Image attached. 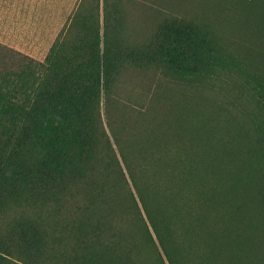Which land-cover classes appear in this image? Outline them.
<instances>
[{
	"label": "rangeland",
	"instance_id": "obj_1",
	"mask_svg": "<svg viewBox=\"0 0 264 264\" xmlns=\"http://www.w3.org/2000/svg\"><path fill=\"white\" fill-rule=\"evenodd\" d=\"M80 48L101 82L79 168L29 169L47 198L0 211L5 264L260 262L264 0H0V75L62 77ZM17 133L4 114L2 154Z\"/></svg>",
	"mask_w": 264,
	"mask_h": 264
},
{
	"label": "trees",
	"instance_id": "obj_2",
	"mask_svg": "<svg viewBox=\"0 0 264 264\" xmlns=\"http://www.w3.org/2000/svg\"><path fill=\"white\" fill-rule=\"evenodd\" d=\"M80 50L79 55L56 69L62 77L48 76L47 70L39 82L35 71L21 70L13 80L10 74L0 75V118L8 114L11 125L18 126L8 151L0 152V211L13 202L23 204L37 197L47 198L48 188L42 190L39 182L30 196L19 191L29 185V169L36 163L60 177L68 166L79 168L77 158L88 125V113L93 114L96 107L101 82L100 57L93 52L89 58H83L88 51ZM173 53L183 54L178 47ZM63 73L69 75L64 77ZM51 84L53 88H47ZM29 94L34 96L30 104ZM7 257H10L7 252L1 251L0 264L10 262Z\"/></svg>",
	"mask_w": 264,
	"mask_h": 264
},
{
	"label": "bare ground",
	"instance_id": "obj_3",
	"mask_svg": "<svg viewBox=\"0 0 264 264\" xmlns=\"http://www.w3.org/2000/svg\"><path fill=\"white\" fill-rule=\"evenodd\" d=\"M245 237H246V236H245ZM242 238H243V237H242ZM263 238H264V236H263ZM237 239H240V238H237ZM237 239H236V240H237ZM252 239H253V238H252ZM240 240H242V239H240ZM243 240H244V238H243ZM246 240H247V244H248L249 239H246ZM253 240H254V239H253ZM253 240H252L253 245H254V242H256V244H257V241L254 240V242H253ZM258 240L260 241V242H258V245H259V243H260V244H261L260 247H261V249H263V250H262L263 252L260 250V251L262 252V253H260V255L262 254V256L259 255V256L261 257V260H259L261 263H260V262H258V263H260V264H264V246L262 247V244L264 245V241H263V239L260 240V238H259ZM262 241H263V243H261ZM236 242H237V241H236ZM242 242H243V241H242ZM245 242H246V241H244L243 243H245ZM249 242H250V244H251V240H250ZM238 243H240V241H239ZM243 243H242V244H243ZM240 244H241V243H240ZM242 244H241V247H242V248H245L244 244H243V245H242ZM247 244H246V245H247ZM250 244H249V245H250ZM256 244H255V245H256ZM236 245H237V243H236ZM249 245H247L248 248L250 247ZM255 245H254V246H255ZM254 246H253V247H254ZM256 246H257V245H256ZM237 247H238V245H237ZM241 247L239 246V248H241ZM251 247H252V245H251ZM251 247H250V248H251ZM253 247H252L251 249H253ZM260 247L258 246V248H260ZM248 248H246V249H244V250H248ZM250 248H249V249H250ZM251 249H250V250H251ZM254 249L256 250L257 248L254 247ZM254 249H253L252 251L249 250V251L251 252V254L254 253ZM239 250H240V249H239ZM257 250H259V249H257ZM236 251H237V250H236ZM236 251H235V252H236ZM260 251H257V253H259ZM235 252H234V254H235ZM237 252H239V251H237ZM237 252H236V253H237ZM240 252H241V250H240ZM240 252H239V254H241ZM242 252H243V250H242ZM246 252H248V251H246ZM242 254L245 255V254H247V253H242ZM242 254H241L240 256H241V257H242V256L244 257V255H242ZM236 255H237V254H236ZM236 255H234V257H235ZM253 255H254V254H252V255H250V256H251V257H254ZM256 255H257V254H256ZM240 256H239V257H240ZM237 257H238V256H237ZM243 257H242V258H243ZM246 257H247V259H248L247 262L254 260V259L249 260L250 257H248V256H246ZM246 257H244V258H246ZM255 258H256V257H255ZM235 259H236V257H235ZM240 259H241V258H239V261H240ZM247 259H246V260H247ZM256 259H257V258H256ZM241 260L244 261L245 259H241ZM243 261H242V262L240 261V263H242V264H247V262L245 263V261H244V263H243ZM254 261H255V264H258V263L256 262V260H254ZM254 261H253V263H254ZM253 263L249 262V264H253Z\"/></svg>",
	"mask_w": 264,
	"mask_h": 264
}]
</instances>
